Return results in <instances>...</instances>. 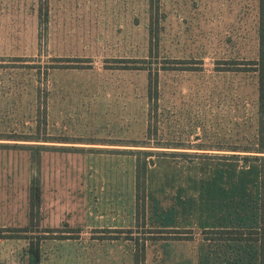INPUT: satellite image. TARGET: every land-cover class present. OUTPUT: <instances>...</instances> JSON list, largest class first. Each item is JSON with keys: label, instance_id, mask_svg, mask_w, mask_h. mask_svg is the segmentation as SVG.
<instances>
[{"label": "rangeland", "instance_id": "1", "mask_svg": "<svg viewBox=\"0 0 264 264\" xmlns=\"http://www.w3.org/2000/svg\"><path fill=\"white\" fill-rule=\"evenodd\" d=\"M156 4L149 54L151 0H0V264H29L32 241L40 264H134L127 235H170L146 228L191 233L147 239L146 264H259L258 242L203 234L259 223L257 164L227 158L257 142L258 73L240 69L258 58L259 0ZM138 149L166 153L151 156L140 225Z\"/></svg>", "mask_w": 264, "mask_h": 264}, {"label": "trees", "instance_id": "2", "mask_svg": "<svg viewBox=\"0 0 264 264\" xmlns=\"http://www.w3.org/2000/svg\"><path fill=\"white\" fill-rule=\"evenodd\" d=\"M157 0H151L150 5V45L149 54L153 53L154 48L158 49L159 42V30L157 27L158 17L157 12L155 13V8ZM258 58L247 62L246 66L241 67L240 70H254L258 73V109H257V142L253 145H244L240 147L239 145H234L231 147L234 151H243L246 154L239 156V154H233L227 158L232 159H242L244 164L253 162L257 164V179H258V226L257 227H223V228H205L203 229V234L205 239L208 240H232V241H256L259 243V264H264V0H259V11H258ZM177 62V61H176ZM162 69L172 68V69H197L195 65H189L187 67H179L178 65H169L173 67H166L163 65ZM154 72V73H153ZM159 69L156 68L155 71L148 69L149 76V86H148V98L149 102L153 105L157 104L158 91H157V79ZM155 87V88H154ZM44 111L46 106H44ZM44 118L46 119V112H44ZM148 135L151 136V122L148 127ZM33 138V139H32ZM39 137L27 136L22 140H39ZM16 140V138H13ZM43 141H49L47 137L43 138ZM136 146H147V141L137 142ZM25 148H32V145H22ZM31 146V147H30ZM174 148H179V144H175ZM45 148V147H42ZM153 154H166L153 151H142L138 149L136 151V164H135V186H136V223L140 225L145 223V212H146V199H147V172L149 165L153 162ZM177 155L178 153H170ZM180 155L196 156L197 154L190 153H180ZM32 160L35 164H39L40 155L33 156ZM30 218L31 221L38 218V214L41 206V184L40 178L38 176H33L30 183ZM28 228V227H27ZM150 232H170V235H145L141 237L137 235H127L125 238L133 239L135 250L133 254L134 264H146V249L145 241L147 239H163L166 236H173L170 238L176 239H190L191 233L186 235V231L179 228L173 229H151L146 228ZM170 230V231H165ZM174 234V235H172ZM65 238V237H63ZM142 239V240H141ZM141 240V241H140ZM29 255V264H40L41 262V250L39 244L30 243L27 249Z\"/></svg>", "mask_w": 264, "mask_h": 264}]
</instances>
